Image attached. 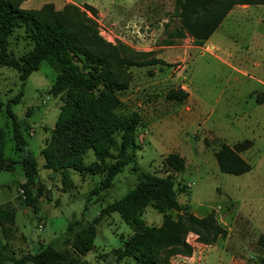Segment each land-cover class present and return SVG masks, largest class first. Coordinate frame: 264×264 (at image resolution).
Listing matches in <instances>:
<instances>
[{
	"label": "rangeland",
	"instance_id": "rangeland-1",
	"mask_svg": "<svg viewBox=\"0 0 264 264\" xmlns=\"http://www.w3.org/2000/svg\"><path fill=\"white\" fill-rule=\"evenodd\" d=\"M71 1L95 23L106 42L124 45L127 57L156 59L164 65L130 68L129 86L117 94L120 106L115 114L139 116L135 132L139 150L105 193H93L102 173L44 168L41 151L50 140L65 93L50 92L57 74L45 62L30 74L23 97L11 104V110L28 123L24 135L39 170L31 187L36 213L24 202L20 158L5 113L21 82L17 71L0 66V140L4 156L13 161L11 172L0 171V245L6 244L16 258L35 254L64 236L68 224L91 222L133 189L140 174L149 173L171 176L175 188L186 189L177 194L178 212L159 213L147 207L142 214L147 225L159 227L164 218L175 221L185 212L198 218L214 212L227 231L225 239L211 246L197 243L196 236L188 234L192 256H173L172 264H259L264 259V7L234 8L209 40L196 46L190 36H177L181 24L175 0ZM45 4L60 10L67 2L26 0L21 8L37 10ZM85 4L100 7L91 6L93 13ZM31 50L22 29H16L8 52L20 58ZM245 140L251 147L239 155L250 171L239 176L221 173L214 154L223 144L234 147ZM170 153L184 158L183 172L167 167L165 158ZM94 161L89 152L84 164ZM132 232L117 212L100 218L94 247L83 260L137 264L132 258H114Z\"/></svg>",
	"mask_w": 264,
	"mask_h": 264
},
{
	"label": "trees",
	"instance_id": "trees-1",
	"mask_svg": "<svg viewBox=\"0 0 264 264\" xmlns=\"http://www.w3.org/2000/svg\"><path fill=\"white\" fill-rule=\"evenodd\" d=\"M25 1L0 0V66L17 71L21 82L20 91L6 104L5 113L11 121L14 151L20 158L24 202L34 207L31 187L38 180L39 170L24 135L28 123L12 113L11 104H17L23 97L26 80L42 62L57 74L50 92L65 93L50 140L41 151L44 168L54 172L102 173L103 180L93 193H105L114 178L132 164L139 150L135 139L139 116L136 113L129 117L116 115L115 110L120 106L117 94L128 88L130 68L164 65V62L127 57L126 47L106 42L95 23L75 5L67 4L56 10L53 4H45L40 9L28 10L21 8ZM256 5L264 6V0H175L181 24L177 36L188 35L196 46H202L233 8ZM84 7L95 13L91 6ZM16 29H22L32 43V50L20 58L8 52L9 40ZM251 144L245 140L234 147L221 145L214 154L219 171L234 176L249 172L250 166L239 154ZM89 152L95 161L85 165ZM12 164L4 156L0 140V171L11 172ZM165 164L175 173L185 169L184 158L175 153L167 155ZM185 189L186 186L175 188L171 176L142 173L133 189L107 205L95 219L85 224H68L64 236L41 246L35 254L16 258L8 253L6 244L0 245V264H88L83 257L94 247L96 226L100 218L114 212L133 231L115 252L116 260L125 257L137 264H172L173 256L189 258L193 246L186 240L188 234H194L196 242L204 246L226 238L227 231L218 224L214 212L202 218L185 212L175 221L164 218L159 227L149 226L142 219L147 207L159 213L180 211L177 194L184 193ZM259 264H264V259Z\"/></svg>",
	"mask_w": 264,
	"mask_h": 264
},
{
	"label": "crops",
	"instance_id": "crops-1",
	"mask_svg": "<svg viewBox=\"0 0 264 264\" xmlns=\"http://www.w3.org/2000/svg\"><path fill=\"white\" fill-rule=\"evenodd\" d=\"M66 2H67V4L70 3V4H72V5L78 6L77 4L73 3L71 0H66ZM67 4H66V5H67ZM87 5H89V4H87ZM90 6H92V5H90ZM92 7L98 8V7H100V6H92ZM101 7H102V6H101ZM237 7H251V6H237ZM255 7H264V6H263V5H256ZM235 8H236V7H235ZM233 9H234V8H233ZM233 9H232V10H233ZM232 10L228 13V15L226 16V18L229 16V14L232 12ZM226 18H225V19H226ZM225 19H224V20H225ZM224 20H223V21H224ZM223 21H222V22H223ZM221 24H222V23H221ZM221 24H220V25H221ZM219 27H220V26H219ZM4 240H5V239H3V241H4ZM10 243H11V241H10ZM22 255H25V254H22Z\"/></svg>",
	"mask_w": 264,
	"mask_h": 264
}]
</instances>
